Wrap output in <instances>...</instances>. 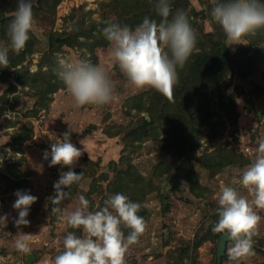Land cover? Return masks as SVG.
I'll return each mask as SVG.
<instances>
[{"label": "rangeland", "instance_id": "rangeland-1", "mask_svg": "<svg viewBox=\"0 0 264 264\" xmlns=\"http://www.w3.org/2000/svg\"><path fill=\"white\" fill-rule=\"evenodd\" d=\"M133 1L95 0L98 6L90 7L87 0H35L27 53L13 63L18 58L10 50L8 67H0V216H8L6 226L0 222V264H50L63 251L68 231L83 235L51 214L48 199L55 195L61 173L70 169L50 167L51 156L44 159V153H50L65 132L82 151L71 170L83 178L71 187L62 208L75 210L83 195L89 210L96 211L117 193L141 205L138 215L147 228L129 248L126 264H214L220 234L212 227L219 219L221 186H235L251 199L239 179L264 138V40L259 38L264 29L229 46L211 19L216 0H176L179 8L172 13L187 14L197 45L185 66L177 69L176 85L186 76L193 81L190 96L179 93L169 100L154 89H135L102 34L106 22L121 24L129 18L124 15L130 6L133 11ZM15 7V0H0V22L5 21L0 46L9 44ZM214 40H224L233 55L227 69L192 66L196 56L210 52ZM59 58L86 59L105 68L115 85L112 102L76 107L52 71ZM35 78L46 84L44 89H57L42 96L35 92L38 82L30 80ZM126 171L131 175L130 194L124 191ZM17 191L38 198L29 209V225L19 229L13 208ZM256 211L262 220L253 238L255 255L240 264H264V210ZM123 231L127 236L131 230ZM19 232L33 235L31 255L16 250ZM229 246L227 241L219 264H233L226 254Z\"/></svg>", "mask_w": 264, "mask_h": 264}, {"label": "clouds", "instance_id": "clouds-1", "mask_svg": "<svg viewBox=\"0 0 264 264\" xmlns=\"http://www.w3.org/2000/svg\"><path fill=\"white\" fill-rule=\"evenodd\" d=\"M15 3L7 32L9 44L0 46L2 68H7L10 63V50L19 54L26 47L29 33L34 28L35 0H15ZM87 3L90 7L98 6L95 0H87ZM155 11L159 21L145 17L134 29L106 22L102 34L109 42L112 58L135 89H154L172 100L179 81L177 69H182L191 57L197 45V33L184 11L172 13L170 0H156ZM210 15L221 27L229 46L242 44L241 40L264 29V2L261 0H216ZM52 71L66 86L76 107L103 106L114 99L115 85L109 73L89 60L59 58ZM80 143L84 145V140ZM258 145L255 159L242 170L239 179L240 187L251 199L231 185H222L217 197L219 219L213 224L212 231L230 242L226 254L233 264H240L242 259L255 255L253 238L262 220L256 209L264 210V138ZM49 155L50 167L61 165L70 169L61 173L54 183L55 195L48 198L51 214L71 229L83 232L80 236L75 231H68L63 238V251L50 264H126L129 248L139 243L147 228L144 217L138 215L140 203L117 193L104 201V207L90 211V202L80 195L75 210L62 208L71 187L83 178V173L71 170L82 151L71 143L70 132H65L62 140L51 145L50 153L45 151L44 159ZM15 196L13 208L18 211V218H14V224L19 229L29 225V209L38 198L22 191H17ZM7 221V214L0 216V222L5 226ZM124 228L131 230L127 236ZM32 239V234L19 232L16 250L31 255Z\"/></svg>", "mask_w": 264, "mask_h": 264}, {"label": "trees", "instance_id": "trees-1", "mask_svg": "<svg viewBox=\"0 0 264 264\" xmlns=\"http://www.w3.org/2000/svg\"><path fill=\"white\" fill-rule=\"evenodd\" d=\"M173 1V2H172ZM185 1V0H184ZM264 2V0H262ZM155 2L156 0H134L132 2L133 6V11H132V7L130 6V10H129V14H125L124 16H129L128 19L123 20L121 22L120 25L124 26L127 25L131 28H135L138 24H140L143 19L145 17H148L150 19H158L159 16L156 14L155 11ZM172 9H178L179 8V1L176 0H171L170 1ZM184 5V3L182 4V6ZM160 19V18H159ZM4 20L2 22H0V27L2 24V27L0 28L1 31H3V24H4ZM3 33V32H1ZM4 35V34H2ZM259 38L261 40H264V34H260ZM211 50H209L210 52L206 53V56H196L192 66L196 67V68H204L205 70L208 71H213L214 69H220L222 68H226V63L230 62L231 60H233V55H230V52L224 42V40H214L211 42ZM27 53V47H25V49H23L19 54H16V58H18V60H14L13 63L17 62V61H22L24 58V55ZM21 76V75H19ZM33 82H38L36 84V89L35 92L38 94H42L45 95V92H49L52 93L55 91V89H57V85L56 86H52V87H48L44 89V86L46 85L45 83L42 85H40L41 81L39 79H30ZM48 81H50L51 83V79L49 78ZM193 81L192 79H188V76H186L184 82L179 83L178 85H175L174 87V97H179V93L181 94V97L183 96L184 98H188L190 96V94L188 93L189 89H193V85L191 84ZM190 85V86H189ZM39 87V88H38ZM46 87V86H45ZM44 89V90H43ZM195 94V93H194ZM193 94V95H194ZM45 97V96H44ZM231 102V101H230ZM186 134V132H184ZM187 137V134L186 136ZM24 137H22L21 139H23ZM127 172V171H126ZM128 175V176H127ZM127 175H123L122 177L125 180V185H128V181H131V178H129L130 172H127ZM142 181V178H140ZM122 190V189H119ZM131 190V185H128L125 187L124 191L128 192V194H130ZM131 194L135 195L133 191H131Z\"/></svg>", "mask_w": 264, "mask_h": 264}, {"label": "water", "instance_id": "water-1", "mask_svg": "<svg viewBox=\"0 0 264 264\" xmlns=\"http://www.w3.org/2000/svg\"><path fill=\"white\" fill-rule=\"evenodd\" d=\"M227 242V238L219 235L216 242L215 248V262L214 264H219L221 257L224 255L225 244Z\"/></svg>", "mask_w": 264, "mask_h": 264}]
</instances>
